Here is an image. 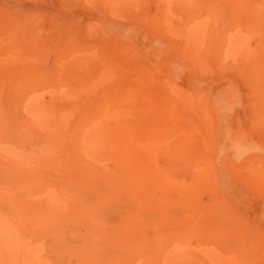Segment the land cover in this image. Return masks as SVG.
Returning <instances> with one entry per match:
<instances>
[{"label":"bare ground","instance_id":"bare-ground-1","mask_svg":"<svg viewBox=\"0 0 264 264\" xmlns=\"http://www.w3.org/2000/svg\"><path fill=\"white\" fill-rule=\"evenodd\" d=\"M107 1L114 2L115 0ZM169 1H171L170 3L174 1L176 2V0ZM179 1H177L178 3L174 2V4H179L181 2ZM212 1L215 2L213 3L214 6L212 5L214 8L218 0ZM137 2H141V0ZM145 2L147 1L145 0ZM229 2H231V0ZM235 2L236 5L233 6ZM262 2H264V0H235L233 3L231 2L232 4L227 3L231 5V8L233 6L234 9L228 10L230 5H225L226 8L225 6L221 8H225L223 10L224 12H231V10H233L232 13L240 16L243 15V17L248 19L249 23L247 26L249 27V25H252V22H255L256 20L264 22V6H260ZM116 3H114V5ZM127 3L128 2L125 4ZM130 3L131 2H129V5ZM166 3L168 4V2ZM167 4H164L165 6L163 5L165 10L167 9L166 7H168V10L171 7L167 6ZM163 6H161V8ZM217 6L216 8H218ZM109 7L108 9H110ZM123 8H125V6ZM131 9L135 10L134 13L136 16L138 9ZM131 9L130 12L132 13ZM116 10H118L117 7ZM138 13L140 14L139 11ZM165 13L168 14V12ZM108 14L111 15V13ZM115 14H118L117 11ZM120 14L118 15L120 16ZM118 15L117 17H119ZM124 15L127 17V14ZM135 16L133 17L135 18ZM20 18H22V22L24 17ZM34 20L33 22L35 24ZM139 20L141 19L139 18ZM137 22L140 23V21ZM28 23L29 25L31 24L30 21ZM132 23L136 22L133 21ZM36 24L38 25L37 22ZM19 25L17 26L14 24L17 29L20 28ZM31 25L32 30L33 28H37L33 27V23ZM25 26L21 25V27L24 28ZM41 27L42 24L38 28L40 29ZM28 28L29 27L25 28L26 32L28 31ZM20 29L21 31L23 30V28ZM103 29L105 28H102V30ZM34 30L32 31V34L35 33L36 30ZM108 30L110 29L108 28ZM122 30L124 31V29ZM189 30L190 31H186L187 35H192V33L194 34V32L191 33V29ZM23 32L25 33V31ZM42 32H40V34ZM183 32V35H185V31ZM7 33L13 32L7 31ZM43 33H45V31ZM71 33L73 32L71 31ZM87 33L89 34V32ZM14 34L18 36L19 33H16L15 31V33L12 35H9L11 37L10 39H13L12 36H14ZM40 34L38 30V35ZM55 34H57L56 31ZM59 34L58 36H60ZM104 34H106L105 31ZM29 35L27 36L30 38H26L27 40L22 41L20 45L17 44L14 46L16 42L13 39L11 41H13L14 44H11L10 41V45L9 43L5 44V46L8 45L7 49L6 47H3L4 49L0 48V264H55V262L50 263L49 260H51L53 257L54 260L55 258L58 259V256L59 261H61V258H68L69 260L71 259L75 261L77 264L215 263L218 261V258H213L210 256H195L189 251H180L178 246L171 247V240L186 238L187 236L200 237L204 234L208 241H219L224 248L233 246L234 249L236 248L238 250V252L232 257H220L219 259L222 264H254L255 259L253 260V258L255 257L250 256L249 254H252V252H250L252 249L254 250L259 246V244L261 245V243H264V234L250 229L245 225V223L238 222L233 224L232 222L234 219L231 216V211L233 212L232 208L229 207L226 211L214 209L218 204L221 190H215L211 188L213 183L212 181H214L213 177L210 178L203 175L202 173H196L195 170L193 171L192 168L188 166V161L186 158L188 153L185 155V152L193 144L195 146L201 145L196 144L197 141L195 138V140H191L192 142L190 143H188V139L184 141L186 138L191 139L195 132L191 131V129L190 131L185 130L183 132L184 139L181 141L186 142V144H178L182 143L179 141H177V144H170V132L163 131L161 129L163 126L162 124H168V122L173 120V112L182 105L180 104L181 106L176 107L177 109L174 110L173 108L168 107V104V106H166V104L161 105L163 103L158 104L157 98L160 94H156L157 90L151 91L150 89L145 88L142 84H136L131 88L134 89V91H132V93L134 92V98L133 96L130 97L127 95V93H125L123 99L121 100H124L123 103H125L124 105H126V108L118 109L117 111L114 110L113 112H115V114L113 117L109 116L111 118L108 117V120L103 119L106 120V122H103L102 117H104V112L107 107L105 109L100 107L98 108V111H93L95 115L93 119L87 117L88 114L93 113L91 112V104L87 103L88 100L90 101V99H93V96H87L89 98L88 99L85 95L84 97H86V100L85 98H81V96L84 94L88 95V91L90 92L92 90H90L87 83L91 81L92 77L96 73V70H94V74L92 72V76L89 74L91 79L90 81L88 80L87 83L85 80L88 75L85 74L86 70L82 69L85 71V73L82 72L81 74L83 75L77 77V73L75 74V72L81 70V64L86 61V58L80 57L78 61L74 63L70 61L69 63L73 67L71 68L69 66L70 64H68V67L67 62L62 60L68 58L71 51L69 49H72L73 47L71 46L72 48H69L67 45L65 47L60 46V53L64 52L63 55L66 57L57 59H60L62 64L63 62L66 63L65 65H62V68L60 64L58 67L59 71L61 68V70L64 72H61L62 74L58 75V71L56 72L58 76L55 77L54 74L52 76L50 72V66H52V64L50 65L48 61V67L47 63L44 62L45 57H47L46 52H48V54L50 52L45 51L46 46H43V44L47 42L46 41L43 43L45 40L43 37L44 34L42 35L44 39L41 37L43 40H41L39 37V39H37V35L35 36L36 38L32 37L31 32ZM74 35L75 34H73V36ZM19 36L18 38H20ZM116 36H118L117 33ZM60 37L62 38V36ZM57 38L59 39V37ZM69 38L70 36L67 38V40ZM73 42L72 44H74ZM82 42L80 43L82 44ZM189 43L192 42L190 41ZM223 43L224 42L222 41V44ZM41 44L45 50L43 47V49L41 48ZM64 44L66 45V43ZM79 45L80 44L78 43V46ZM27 46L35 47L33 48L34 51L31 54L30 52H27ZM51 47V51H53V47H55V45L53 46L52 44ZM51 47L49 44L48 48ZM114 48H116V46H114ZM75 49H72V51ZM13 50L14 53L17 51L23 54H20L19 57H13L16 56L11 53ZM57 50H55L54 54L55 56L57 55L56 58L58 57ZM6 51L10 52V55L8 54L9 57H7L8 55H6ZM233 51L234 49H232V52ZM102 52L105 54L103 50ZM108 52L109 50L106 53ZM112 52L115 51L112 50ZM26 53L30 54V57H28L29 59L27 58ZM100 53H95V55H100ZM79 55L81 54L79 53ZM101 56H99L100 59ZM112 57L115 58L113 55ZM76 58H78V56ZM105 58L106 57H104V59ZM139 58L141 59V57ZM52 60L54 61V59ZM108 60L106 64H108L110 67L109 63L111 62H108ZM115 60H109L112 61L110 68L114 67L113 62ZM90 63L89 65H91ZM95 63L87 70L92 71L91 68H95V65H97ZM84 64L87 65L86 62ZM55 66L57 67V65ZM104 66L108 68V66L105 64ZM259 66L260 67L258 68L264 69V62H262V65L259 63ZM66 67L71 70H67ZM51 68H54V66ZM110 68L109 70H111ZM243 68L242 71H245ZM233 70L236 69L233 68ZM65 71H72V76L75 75L77 78H72V76L69 74L70 72L67 74ZM103 71L106 75L107 72H105V70ZM249 75L251 76L253 74ZM102 78L109 79L105 78L104 75ZM103 79L101 80L105 81ZM248 80L252 79L249 78ZM98 81H95V83L97 84ZM149 82H151V86L148 85V87H153L154 85H152V81L149 80ZM105 83L104 86L106 85ZM122 83L125 85L128 84L125 82ZM154 84L156 85V83ZM130 86L131 84L129 87ZM92 87L95 89L94 86ZM101 89L99 90L100 92ZM121 90L122 89L120 88V91ZM123 90L122 92H124ZM250 91H252V89ZM103 92L97 94L100 95ZM106 92H108V87L103 95H105ZM249 93L252 94L253 92ZM43 94L49 95L51 102H45L42 97ZM107 94V97L111 95L110 97L112 98L114 96L113 99H115V96H122L123 93L120 94V92H117L116 89V95H112L111 93L108 95ZM228 95H230V93ZM228 95L227 98L229 97L230 99H226L223 96V99H225L224 101L229 100L227 102L234 104L237 99L235 100L231 98L233 97L232 94L231 96ZM79 98L81 99L78 100ZM185 98L187 100L189 99L187 96ZM218 98L220 97L218 96ZM100 99L104 100L105 103L106 101H108L107 103L110 102V106L114 105V103H117L118 101V99H116L115 102V100L110 98L109 99L111 101L106 100L107 98L103 99V96L100 95V98L98 99L99 101L96 100V103L98 101L100 104ZM139 99L143 100V104L145 106L152 107L151 110L149 109L147 114L144 113L147 109L144 107L141 108L143 110L137 111L135 114H131V111L133 110L130 108V105H132L134 102L136 104V101ZM205 99L204 102L207 101V106L208 101L211 102V99H206V101ZM82 100H85V102H82ZM215 100H212V102ZM230 100L234 101L230 102ZM79 101L83 103V106H86L84 109H82V115L89 111L90 113L87 115L85 114L86 117L81 119V121L79 120L80 122L75 123L74 116L76 113H78L76 112L77 108L79 105L80 108L82 107V104H80ZM220 102L219 105L225 104L222 102L220 104ZM96 103L94 105L95 107L98 104ZM124 105H122L123 107L121 105L120 106L124 108ZM211 105L213 106L215 104L211 103ZM117 106L119 105L116 104V107ZM133 106L136 107L135 105ZM199 106L203 107V104ZM228 106H231V104ZM109 109L107 111H109ZM206 109L204 108V110ZM227 111L229 113V110ZM142 112L148 117L146 116V118H144L145 115ZM176 112L177 111H175V114H177ZM219 112L216 114V116L219 115ZM224 112L226 113V111H223V113ZM249 113L251 114V112ZM252 113L254 114V112ZM128 114L136 115L133 120V117L129 118L132 120V122H130L131 124L129 123ZM158 115H160V117ZM215 118L216 117H214V120ZM257 118L259 119V117ZM218 119L219 118H217V120ZM217 120H215V123L218 124ZM159 121L161 123H158ZM252 121L254 120L252 119ZM257 121L260 123V120ZM127 123L130 124V126L127 127ZM217 124H215L216 128ZM138 125H143L142 128L144 129L150 127V130H145L144 132L143 129V133L141 134L142 128L140 129ZM213 126L214 125H212V127ZM136 127L140 129V134L138 133L139 130H136ZM207 127H210V132H208L209 135L207 133L206 134L210 137L212 134L214 135V138L212 137L214 141L211 143L218 146L219 144H216L217 141H215V135L217 132L212 133L211 125H208ZM215 127L213 131H215ZM199 129L197 130L199 131ZM219 130L221 131V128ZM261 130L264 131L262 128ZM176 131H174V133ZM220 134L221 133H219V135ZM238 134L239 133H236V135ZM151 138H153V140L156 142L150 143L149 141L148 143L146 141V139L149 140ZM224 140L221 142L223 143ZM229 140L230 139H228V141ZM232 140L233 142L230 143L233 144H240L241 142L240 137L238 136L232 138ZM203 146V148L199 149L203 150L206 148V144H203ZM185 174H187V177H184ZM244 180L246 182L256 183L259 185L260 183L264 182V178H255V175L250 173L248 177L244 178ZM199 183L206 184L208 190L207 192L214 190V192H212L215 195V198H213L216 200L215 206H207L203 203V201H201L199 197L201 195V190L199 191V189L201 188L199 187L202 185L198 186L199 189H195L194 187L195 191L193 192H185L188 188H193V185L196 186V184ZM219 207L221 209L224 208L220 204ZM186 211L195 212V214H191V217V215L189 216L190 212H187V214ZM211 215H214V218L217 217L220 220H217V218L215 219L217 221L211 220ZM208 227L210 228V231L205 232ZM234 228H239L240 233L235 235L228 234ZM26 230L30 231V234H27L29 232ZM223 230L226 232V234L220 233L223 232ZM31 233H33L32 236L36 237L30 240V238H32ZM26 236H30V238H26ZM247 236L250 239H255L257 246L256 248H249V251L244 252L248 248L240 246V243L243 241L242 238ZM257 253L255 252V256L258 255ZM258 256L256 261L258 258L264 259V254L260 255L259 253ZM68 259L65 260L69 261ZM64 263L66 264V261ZM61 264H63V262Z\"/></svg>","mask_w":264,"mask_h":264},{"label":"rangeland","instance_id":"rangeland-1","mask_svg":"<svg viewBox=\"0 0 264 264\" xmlns=\"http://www.w3.org/2000/svg\"><path fill=\"white\" fill-rule=\"evenodd\" d=\"M106 1L107 0H104V2L103 0H100V2L99 0H0V34L3 32L0 35V46L1 45L3 46H1L0 48L6 47L7 49L8 45L5 46V44L9 43V41L11 44H14V42L11 41L13 39L16 42L14 46L17 44L20 45L22 41L27 40L26 38H30L29 37L30 32L32 37L34 38L37 37V39L39 38L41 39L42 35L44 34L45 36L43 35V37L45 38V40L44 42L43 41L42 42L45 43L47 41L45 44H43V46L44 45L46 46L45 47L46 50L42 46V44L40 46L41 48L43 47L45 51H50L51 53H53L51 54L49 52L48 54V52H46L47 57H45L44 62L47 63L49 61V64L50 65L52 64V66H50V72L52 76L54 74L55 77L61 75L62 74L61 72H64L61 70V68L62 65L66 64L65 62H63L62 64L60 59L57 60L58 58L66 57L63 55L64 52L60 53L61 51L60 46L65 47L68 45L69 48L72 47H73L72 49L76 48L73 51L72 49H69L72 52L70 51L68 58L62 61H66L68 66V64H70L69 63L70 61L74 63L78 61L80 57H85L86 58L85 62L87 65L84 64L85 62H83L81 64L82 66L81 70H78L77 72H75V74L77 73L76 74L77 77L78 76L80 77L83 75L81 74L82 72L85 73V71L83 70H86L85 74L86 75L88 74L87 77L85 76L86 83L88 80L90 81L91 79L89 74L91 75L92 72L93 74L96 72L92 77L91 81L87 83L90 90L91 89L92 90L90 92L88 91L89 93L88 95L82 94L83 96H81V98H85L86 100L87 96L88 97L89 95L93 96L91 97L94 100L90 99L91 101L90 102L88 100L89 98L87 97L88 102L86 101L88 104L89 103L91 104L90 106L92 108L91 112L98 111V108L100 107H103L104 109L107 107L104 112L105 118L102 117V120L103 119L108 120L109 118L113 117V115L115 114V112H113L114 110L117 111L118 109L126 108V105H124L125 103H123L124 100L121 99H123L125 93H127V95L130 97L133 96L134 92L132 93V91H134V89L131 88L136 84H142L144 85L145 88L150 89L151 91L157 90L156 94L157 95L160 94L157 98L158 104L163 103L161 105H165V104L166 106L169 105L168 107L173 108L174 110L177 109L176 107H180L182 105L180 108L175 110L177 111L176 112L177 114H175V111L173 112V117H174L173 120L168 122V124L167 123H164L165 125L162 124L163 126L161 127V129L163 131L170 132L169 133L170 144H177V141L182 142L178 144H186V142L181 141L182 139H184L183 132L185 130L190 131V129L191 131L195 132L194 136L191 137V139L189 138L184 139V141L188 139L189 140L188 143L196 139L197 141L196 144H201L198 146H195L193 144L185 152V155L186 153H188L186 157L188 161V166L192 168L193 171L195 170L196 173H202L203 175L210 178L213 177L214 181H212L213 183L211 188L215 190L220 189L221 192L220 191L219 192L221 193V195L218 204L216 205L215 203L216 200L213 199L215 198V195L213 193L214 190L211 189L213 192L212 191L207 192L208 191L207 186L204 183L196 184L197 187L193 185V188L190 187L185 192L188 191L187 193H190L191 191L192 192L195 191V189L201 188L199 189V191L201 190L200 192L201 195L199 193L198 194L200 195L199 197L204 204H206L207 206L216 205L214 209H218L220 211H226L230 207L233 209V212L231 211V216L234 219V221L232 222L233 224H236L238 222L245 223V225L250 229L259 231L261 234H264V182L260 183L259 185L256 183L246 182L244 180V178L249 176V173L254 174L255 178L258 177L264 178V133H262L264 131L261 130V128L264 129V69L258 68L260 67L259 63L260 65H262V62H264V60H261L264 59V22L256 20L255 22H252V25H249L248 27L247 26V24L249 23L248 19L243 17V15L240 16L235 13H232L233 10H231V12L225 10L226 12H224L223 10L226 8V6L230 5L227 3H231V2L233 3L235 0L233 1L231 0V2H229L230 0H225V1L218 0L215 5L216 6L218 5L217 7L219 9L216 8V6L214 8L212 7L213 3H215L212 0H180L181 2L179 0H176V2L177 1L180 2L179 3L180 5L174 4L175 2L174 0H173L174 2L172 3H170L171 1L169 0H165V1L146 0L147 2H145V0L144 1L141 0V2H137L140 0L137 1L134 0L135 3L133 0H120L122 2H120L119 0H115V1L113 0L114 2L110 1L111 3ZM117 1H119L118 3H120L121 5L116 3ZM163 1L165 5L167 4L166 2H168L167 6L169 7L171 6L169 10L168 7H166L167 9L165 10L164 7L165 5L163 4ZM124 2L125 3L128 2V3L125 4ZM129 2H131L130 5ZM114 3L116 4L114 5ZM142 4H144L146 7ZM235 5L236 2L233 6ZM115 6L119 11L116 10ZM124 6L125 8H123ZM161 6L163 7L161 8ZM224 6H225L224 9L221 8ZM233 6L231 8L230 5V8L228 10L234 9ZM260 6H264V2H262ZM108 7L110 9H108ZM131 8L138 9L136 14L137 17L135 16L134 13L135 10H132ZM130 9L132 10L133 14L130 12ZM109 10L111 11L113 10V11L111 12ZM116 11L118 14L120 13L122 14H120L119 16L118 14H115ZM138 11L140 12V14L138 13ZM107 12L111 13V15L108 14ZM165 12H168V14H166ZM124 14H127V17ZM117 15L119 17H117ZM133 16H135L136 20ZM20 17H24L22 22H21L22 18ZM138 17L141 20H139ZM33 20L35 21V24L37 22L39 26L37 24L36 26ZM29 21L31 24L33 23V27H37L36 29L33 28V30L34 29L36 30V31L34 30L35 31L34 34H32L33 31L32 25L31 24L29 25L28 23ZM133 21L136 23H132ZM137 21H140V23ZM17 22L18 23L20 22L19 24H21L22 26H25L26 24L25 28L26 27L30 28V26L31 28L30 29L28 28V31L26 32V29L24 27H21V25H19ZM22 23L25 24L23 25ZM40 23L42 24L41 27L42 31L43 32L45 31V33L41 31V28L40 29L38 28L41 26ZM14 24L17 26L19 25V27L23 28V30L21 31L19 27H18L19 29H17V27L14 26ZM60 27L64 29H61ZM102 28H105L107 30L105 29L102 30ZM108 28L110 30H108ZM122 29H124L125 32ZM189 29L192 30L191 33L194 32V34L192 33L193 36L190 34H188L189 36L187 35L186 31H190ZM5 30L13 33H15L16 31V33H19L18 36L20 35L19 36L20 38H18V36L14 34V36H12L13 39H10L11 37L9 35H12L13 33H7V31ZM38 30H39V34L40 32H42L40 34L41 36L38 35ZM23 31H25V33ZM55 31L57 32V34H55ZM71 31L73 33H71ZM104 31L106 34H104ZM183 31H185L186 33L185 35H183L184 34ZM87 32H89V34ZM115 32L117 33L118 36H116ZM5 33H7L8 35ZM110 33L112 36L110 35ZM129 33L132 35H130ZM58 34L62 36V38L58 36ZM73 34L75 35L73 36ZM67 36L68 37L70 36L69 38L70 40L69 39L67 40L68 38ZM57 37H59V39ZM220 40H222L224 43L222 44V41ZM190 41L192 43H189ZM72 42L74 44H72ZM80 42H82V44ZM64 43H66V45ZM78 43L80 44L79 46ZM49 44L50 47L52 44L53 46L55 45V47H53L54 52L51 51L52 47L48 48ZM111 46L113 48L114 46H116V48L113 49ZM30 47L31 46L28 47L27 52H30L31 54L34 51L33 48L35 47L34 46H32L31 48ZM54 48L55 50H57L58 48L57 58H56L57 55L56 56L54 55L55 54ZM232 49H234L233 52ZM80 50L83 51L81 52ZM102 50L105 52V54L102 52ZM108 50L109 52L106 53ZM112 50L115 52H112ZM6 52H7L6 55L8 54L10 55L9 51ZM11 53L16 55L13 57H17V56L19 57V55L21 54L17 51L16 53H14V50ZM79 53L81 55H79ZM95 53L97 54L100 53V55L97 54L95 55ZM30 54L26 53L27 58L30 57ZM101 54L106 58L104 59V57H102ZM9 55L7 57H9ZM112 55L115 56V58L112 57ZM77 56L78 58H76ZM99 56H101V59ZM138 56L141 57V59ZM92 57L94 60L92 59ZM51 58L54 59V61ZM108 59L109 60L116 59L114 61L115 63L113 62L114 67L112 66L114 69L110 68L112 61H109ZM107 60L108 62H111L109 63L110 67L108 64H106ZM55 62H57L58 64ZM89 63L91 65H94V63L97 64L95 65L96 67L92 66L95 67V68H91L92 71L87 70L89 67H91ZM59 64L61 65L60 71L58 68L60 66ZM104 64L108 66V68H106ZM55 65H57V67ZM53 66L54 68H51ZM69 66L71 68L73 67L71 66V64ZM109 68L111 70H109ZM233 68L236 70H233ZM238 68L240 69V72ZM242 68L245 71H242ZM118 69L120 70L121 73L119 72ZM67 70H71V69L67 68ZM94 70L96 71L94 72ZM103 70L107 72L106 75ZM56 72H58L57 73L58 75L56 74ZM65 72L67 74L68 72H70L69 73L70 76L73 75L72 71H65ZM249 74H253L251 75L252 77ZM101 75L102 76L104 75L105 78H109V79H103ZM77 77L75 75L72 76V78H77ZM249 78H251L252 80H248ZM96 79H98L99 81ZM101 79L105 81H102ZM125 80H127L128 82ZM149 80L152 81V85H154L153 87H150L151 82H149ZM95 81L96 82L98 81V83L96 84ZM107 82L110 84V86ZM122 82L128 84L125 85ZM104 83L106 84L105 86ZM154 83H156L157 86ZM130 84L131 86L129 87ZM158 84H160L161 86ZM148 85H150L149 86L150 88L148 87ZM92 86H94L95 89ZM251 86H252L251 88L252 91H250ZM107 87H108V92L112 91L110 92L112 95H116V89L117 92H120V94L123 93L122 96L120 94H117L120 96H115V99H113L114 96L112 98L110 97L111 95L108 96L110 99L115 100V102L116 99H118L117 103H114L115 106L114 105L110 106L109 104L110 102L107 103L108 101H106L105 103L104 100H101L102 98L100 99V101L101 102L104 101L103 103L105 104L101 102L100 104L98 103L99 101L98 99L100 98V95L103 96V99L107 98L106 100H110L106 96L108 92H106V94L103 95L107 90ZM122 87L124 88V90ZM101 88L102 89L104 88L103 89L104 92ZM120 88L124 92H122V90L120 91ZM100 89L101 92L103 93L98 95L97 93H101L99 91ZM249 92L251 93L253 92V93L250 94ZM229 93L230 95H228ZM231 94L233 96L231 98L235 100L237 99L236 102H234V104L227 102L229 100L224 101L225 99H223L224 97L226 99H230L229 97L227 98V95L231 96ZM85 95L86 97H84ZM186 96L187 98H189L188 99L189 101L185 98ZM218 96L220 98H218ZM42 97L45 102L47 103L51 102V98L49 95L43 94ZM81 98H79L78 100H80ZM205 98L207 100L211 99L210 100L211 102L208 101L207 106H206L207 101ZM214 98L217 100H215ZM185 99L188 102H186ZM204 99L206 102H204ZM85 100L84 101L82 100V102H85ZM96 100H98L97 101L98 104L96 103ZM212 100L215 101L212 102ZM201 101L203 107L205 109L207 108L206 110H204L202 106H199L202 105ZM220 101L225 104L219 105ZM232 101L234 100H230V102ZM79 102L80 104H82V107L80 108L79 105V107L77 108L76 112L78 113H76V115L74 116L75 123L80 122L81 119H83L84 117H86L88 113H90L89 111L85 113L86 115L85 114L82 115L81 113L82 109H84L86 106H83V103H81V101ZM95 103L97 104L96 107L94 106ZM211 103L215 105L212 106ZM116 104L119 106L116 107ZM229 104H231V106H228ZM120 105L121 106L124 105V108H122L123 106L121 107ZM133 105H135L136 107H134ZM143 105L144 104L142 99L137 100L136 104L134 102L132 105H130V108L133 110L131 111L132 113L131 112L130 113L135 114V112L143 110L141 108L144 107L145 109L146 108L148 109V110L146 109V111L144 112L145 114H147L149 109L151 110L152 107L145 105L143 106ZM108 109L109 111H107ZM227 110H229V113ZM223 111H226V113L225 112L223 113ZM218 112L219 115L216 116ZM249 112H251V114ZM252 112H254V114ZM255 112H256V116H255ZM213 113L215 114V116ZM94 116H95L94 112L87 115V117H90L92 119ZM146 116L147 115H145L144 118H146ZM158 116L160 117V115ZM134 117H136V115L128 114V119L132 118L133 120ZM214 117H216L215 120H217V118L220 119L217 120L218 124L215 123ZM257 117H259V119ZM256 118L257 120H260L259 121L260 123H258ZM252 119L254 121H252ZM106 120H103V122H106ZM132 120L129 119V123L132 122ZM158 123L161 122L159 121ZM130 124H128L127 127L130 126ZM215 124H217L216 125L217 128L215 127ZM208 125L209 126L211 125L212 133L217 132L215 135V141H217L216 144H219L218 146L211 143L214 141L213 139L214 135L212 134L211 137L208 136L209 135L208 132H210L209 131L210 127H207ZM212 125L214 126L212 127ZM142 126L138 125L140 129L142 128ZM138 127H136V130H139V132L138 131L137 132L140 134V132L144 128H142L140 131ZM214 127H215V131H213ZM149 128L150 127H147L143 131L145 132V130H150ZM220 128L221 131L219 130ZM197 129H199L200 132ZM143 131L141 132V134L143 133ZM174 131L176 132L174 133ZM218 131L222 135L221 134L219 135ZM234 133L235 135L236 133H239L240 135L238 134L235 136ZM223 135H225L226 138ZM233 136L240 137L241 140L240 144L230 143L233 142L232 140V138H234ZM217 138L220 139L218 140ZM227 138L230 140L228 141ZM223 140L224 142L222 143L221 141ZM146 141L148 143L149 141L150 143L156 142L155 140H153V138L149 140L146 139ZM203 144H206V148H204L205 150L199 149L204 147ZM184 177H187V174H185ZM198 186L200 187L198 188ZM219 204L222 205L224 208L221 209L219 207ZM187 212H190L189 216L191 214L192 215L195 214V212L186 211V213ZM214 217H215L214 215H211L210 219L214 221L217 218ZM217 220L220 219L217 218ZM209 231L210 228L208 227V229L205 232H209ZM28 232L29 233L27 234H30V231ZM220 233L226 234L224 230L223 232ZM237 233H240L239 228L232 229V231L228 234L235 235ZM32 234L33 233H31V236ZM204 235L200 237L187 236L186 238L171 240L170 244L171 247L178 246L180 248V251L182 250L184 252L189 251L195 256H210L213 258H218V261L211 264H222V262H220L219 259L220 257L229 258L234 256L238 252V250L236 248L234 249L233 246L224 248L221 242L219 241H208ZM34 237L36 236H32V238H30V236L29 237L26 236V238H30V240L33 239ZM242 240L243 241H241L240 246L248 248L244 252L249 251V248L252 247L256 248L257 246L255 239H250L248 236L243 237ZM250 252L254 254V255H252L251 253L249 254L250 256L255 257V258L252 257L253 260L255 259L254 264L255 263L264 264V259L262 258L260 259L258 258L259 261L262 259L260 262L257 260L258 261L257 263L256 261L259 253L260 255L264 254V243H261V245L259 244V246L256 249L254 250L252 249V251ZM255 252L256 253L258 252L257 256H255ZM53 258L49 260L50 263L55 262V264H61L63 262V264H65L64 263L65 261L66 264L76 263L71 259L70 260L68 258L62 259L61 257H60L61 261H59V256L58 259L55 258L54 260ZM65 259H68L69 261Z\"/></svg>","mask_w":264,"mask_h":264}]
</instances>
